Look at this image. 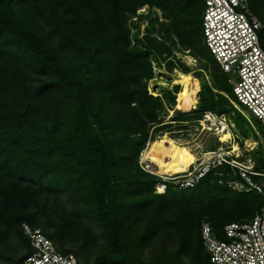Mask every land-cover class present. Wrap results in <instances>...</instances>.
I'll use <instances>...</instances> for the list:
<instances>
[{
    "label": "trees",
    "instance_id": "obj_1",
    "mask_svg": "<svg viewBox=\"0 0 264 264\" xmlns=\"http://www.w3.org/2000/svg\"><path fill=\"white\" fill-rule=\"evenodd\" d=\"M146 4L159 5L167 12L171 10L169 15L173 17L177 34L185 43L206 54L202 44L203 0H0V103L6 108L0 116L17 117L15 122L7 117L0 119V241L9 235L25 240L27 250L16 259L17 264H22L33 250L23 232L25 222L40 228L61 251L76 254L80 264H184L181 251L188 250L185 235L192 232L195 224L201 242L193 257L201 264H210L207 252H203L202 220L208 219L224 237L225 224L252 218L264 206V196L250 191L239 192L245 193L243 196L249 204L208 206L210 218L194 214L185 219L180 214H164L170 196L176 191H193L198 196L206 192L221 201L212 181L230 187L220 183V176L215 173L194 188L170 187L167 193L160 194L154 192L158 179L153 175L156 180L152 184L155 195L152 200L127 201L120 197L124 190L116 184L113 168L116 157L106 130L110 125L107 115L114 111L120 117L127 130L125 134H141L146 129L148 138L153 125L164 120L162 106L151 96L146 82L154 77L150 50L132 46L127 25L129 15ZM250 5L264 21V14L259 13V8L264 9V0H250ZM62 45L82 58L89 70L66 61ZM203 88L209 93L214 91L204 83L198 95ZM47 93L60 94L73 105L72 130L44 141L42 136L27 131L23 118ZM222 97L220 113L226 110L223 104L228 103L227 97L235 100L230 94ZM96 98L108 102L109 109L96 108ZM193 111L199 113L200 108ZM205 111H200V116ZM148 121L151 126L146 128ZM170 124L159 126L156 132L171 127ZM144 146L138 153V163ZM53 152L76 158L78 165L63 169L57 163L40 160V156ZM39 164L45 169L40 171ZM51 170L55 171L56 177L53 176L58 182L66 186L77 180L81 204L78 208L61 212L43 209L44 190L46 187L52 190L48 184L51 182L46 185ZM223 177L228 178L226 174ZM52 183L50 186L56 191L59 184ZM138 211L144 215L141 219L135 216ZM247 212L250 216L241 219ZM94 221L103 227L109 243L91 256L87 247L97 237ZM171 223L183 225L185 235L181 247L161 253L151 262L143 261L139 247L120 234L125 229L130 237L132 228L146 231L151 227L158 231L162 225L172 226Z\"/></svg>",
    "mask_w": 264,
    "mask_h": 264
},
{
    "label": "rangeland",
    "instance_id": "obj_2",
    "mask_svg": "<svg viewBox=\"0 0 264 264\" xmlns=\"http://www.w3.org/2000/svg\"><path fill=\"white\" fill-rule=\"evenodd\" d=\"M171 12V10L167 12L159 5L146 4L140 7L136 13L130 14L128 18L127 25L130 29L132 46L147 48L151 53L150 61L156 79L154 85H151V79L146 81L148 90L151 96L155 97L157 103L162 106L161 114L168 119L174 116V118L181 120H192V118L200 116V111L205 110H215V112L220 113L219 110L223 102L222 94L226 97L230 94L235 98L229 80L230 77L234 78L235 74H226L220 70L213 56L208 51L204 40L202 44L206 54L200 53L195 47L185 43L181 36L175 31L173 17L169 15ZM259 13L264 14L263 7L259 8ZM65 46L62 45L61 47L64 59L66 61H71L73 64L82 65L83 69L87 71L88 67L84 64L82 58L76 55L71 48ZM185 55L192 56L196 65L187 64L183 57ZM176 69L195 71V74L200 78V86H204V83H206L212 91L214 90L212 93H209L208 90H204L203 88L199 93V113L193 111L194 109L175 110L178 99L177 91L178 89H182L184 82L180 80L174 84ZM34 82L36 84L38 83L37 80ZM217 92H221L222 94H218ZM225 92L229 94L227 95ZM227 100L228 103L223 104L226 108L224 112L236 123L234 131L237 133L238 139L242 141L245 140V137L252 136L259 142L254 149H250L249 147L250 151L247 150V147L241 145L242 152L244 153L243 156H252L253 158L264 160V126L260 121H257L244 106H240V109L228 97ZM71 106L73 107V105L65 101L60 94L47 93L43 98H39L36 101L34 107H31L29 113H27L28 115L26 114L25 118H23L27 131L42 136L44 141H49L48 138H52V136L58 137L69 133L72 130ZM95 107L107 110L109 109V104L106 101H100L96 98ZM173 109L175 110L174 114H172ZM5 110V106L0 103V115L4 114ZM4 117L14 119L13 116L9 115L0 116V119L4 120ZM16 119L17 117L12 122H15ZM107 121L110 122V125H108V127L106 126V130L109 131V138L113 144L116 157L113 166L116 173V184L121 186L124 190V192L120 194V197L127 201L140 199L152 200V198L155 197L154 193H152V184L154 180H156V177L157 179L159 177L156 175L155 177L153 176L154 174L142 169L137 160L138 153L143 144L147 145L149 140L146 129L142 131L141 134H125L127 130L120 117L118 118V116H115L114 111L107 115ZM149 124L150 122L148 121L146 128L149 127ZM178 124H180L178 121L175 124H170L172 133H168L174 140H178L182 144L181 146H188L186 150L196 153L198 157L202 156L205 150L213 148L219 141L215 133L199 129L195 120L190 121L188 124L189 129L184 132L179 131V127H176ZM183 125L185 126V124ZM166 131L168 130L161 132L155 131L157 134L154 136L167 133ZM40 160L57 163L63 169L65 167H70L71 164L78 165L76 158L67 157L58 152L42 155L40 156ZM39 166L40 171L45 169L42 165L39 164ZM53 167L55 166L51 165V168ZM53 175L56 177L55 171L51 170L48 176L49 178H46V185L49 184L52 190H48L47 187L44 190L45 186H41L45 191L42 200L43 209L46 211L51 210V212H61L64 210L72 211L78 208L81 204L79 202V191L76 190V187H78L77 180L69 187L59 183ZM50 177L55 180L53 179L51 181ZM47 182L51 183L47 184ZM52 182L59 184L56 186V191H53L55 188L54 186H50L53 185ZM212 186L218 188L215 192L221 196V201L214 199V197L211 198L206 192L198 196L193 193V191H176V194L170 196L171 198L167 202L168 209L164 211V214L168 216L180 214L181 217L185 219L194 214L199 218H210L211 213L209 212V208L232 203L240 204L241 202V204L246 205L250 202L248 198L243 196L245 193H239L234 191V189L223 187V185L221 186V184L215 183L214 181H212ZM146 188H148V190H143ZM49 195L52 196L51 199ZM208 206L210 207L208 208ZM138 212L139 213H136L135 216L141 219L144 215H139L140 211ZM249 216L247 212L241 219ZM186 224L189 225L187 221ZM92 225L95 227L97 237L89 243L87 247L91 256L109 243L108 236L104 232L103 227L96 221H94ZM165 225L159 227L158 231L151 227L146 231L140 230V228H135V230H133L134 228H132L130 230L132 232L130 237H128V232H126L125 229H121L120 234L122 238L126 240L130 238L132 244L137 248L139 247L143 261L151 262L161 253H170L177 249L179 250L178 247H181L185 235H183V225L176 226L172 223V226L167 227ZM185 238V244L189 251L185 248L182 249V262H184V264H201L200 260L194 258L192 254L196 252L199 246L198 244L201 242V238L195 230V224H193L192 232H188ZM26 250L27 245L24 239L9 235L5 240L0 241V264H17L16 259ZM203 252L205 253L204 248Z\"/></svg>",
    "mask_w": 264,
    "mask_h": 264
},
{
    "label": "built area",
    "instance_id": "obj_3",
    "mask_svg": "<svg viewBox=\"0 0 264 264\" xmlns=\"http://www.w3.org/2000/svg\"><path fill=\"white\" fill-rule=\"evenodd\" d=\"M204 40L220 68L230 77L235 101L244 106L264 126V44L261 33L264 21L252 9L250 0H203ZM170 110V109H169ZM164 116V115H163ZM195 120L202 131L218 136V143L203 152L188 170L174 174H158L154 163L144 159L149 140L159 126L168 123L178 124L179 131L188 130L190 121ZM192 120L169 119L164 117L154 124L147 145L141 151L139 165L145 171L158 176L155 193H167L196 187L211 173L220 176V183L227 184L238 192L256 191L264 196V160L261 166L252 156L244 157L235 151V143L249 147L245 140H239L234 131L236 123L225 112L206 110L202 116ZM185 124V126L183 125ZM233 129V136L222 140L221 133ZM172 128L160 129L158 132ZM242 148V146H241ZM250 151V150H249ZM228 178H224V175ZM32 252L22 264H80L77 255L58 249L55 242L40 228L23 223ZM224 237L214 229L212 223L204 218L201 222L202 244L209 256L210 264H264V206L252 218L231 221L223 228Z\"/></svg>",
    "mask_w": 264,
    "mask_h": 264
},
{
    "label": "bare ground",
    "instance_id": "obj_4",
    "mask_svg": "<svg viewBox=\"0 0 264 264\" xmlns=\"http://www.w3.org/2000/svg\"><path fill=\"white\" fill-rule=\"evenodd\" d=\"M183 57L187 64L196 65L192 56L185 55ZM155 79L156 77L151 79V85H154ZM180 80L184 82L182 89L177 91L178 99L175 110L198 109L200 105V97L198 95V89L201 84L200 78L195 74V71L176 69L174 84ZM225 94L227 93L225 92ZM232 101L240 108V105L234 99H232ZM175 110H172V114L175 113ZM208 111L210 112L211 110ZM220 133L222 140H228L233 136L234 132L232 128H229ZM246 140L248 146H252L250 149H254V147L259 144L258 140L252 136H248ZM181 145L182 144L178 140H174L168 132L153 136V138L149 140L148 147L144 152V159L154 163V169L158 174H174L188 170L199 157L196 153L186 150L188 146L183 147ZM235 151L238 155L242 152L241 146H239L238 143H235Z\"/></svg>",
    "mask_w": 264,
    "mask_h": 264
},
{
    "label": "water",
    "instance_id": "obj_5",
    "mask_svg": "<svg viewBox=\"0 0 264 264\" xmlns=\"http://www.w3.org/2000/svg\"><path fill=\"white\" fill-rule=\"evenodd\" d=\"M256 163H257L258 166H261V162H260L259 159L256 160Z\"/></svg>",
    "mask_w": 264,
    "mask_h": 264
}]
</instances>
